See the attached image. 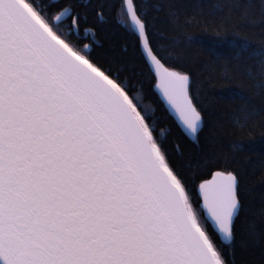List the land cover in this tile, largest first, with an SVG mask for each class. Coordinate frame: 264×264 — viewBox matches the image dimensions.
<instances>
[{
	"label": "snow or ice",
	"instance_id": "obj_1",
	"mask_svg": "<svg viewBox=\"0 0 264 264\" xmlns=\"http://www.w3.org/2000/svg\"><path fill=\"white\" fill-rule=\"evenodd\" d=\"M117 4L181 130L195 137L203 115L190 74L154 50L139 0L101 7ZM77 7L0 0V264H234L239 172L177 163L127 66L69 39L86 22ZM260 63L264 76V55Z\"/></svg>",
	"mask_w": 264,
	"mask_h": 264
},
{
	"label": "trees",
	"instance_id": "obj_2",
	"mask_svg": "<svg viewBox=\"0 0 264 264\" xmlns=\"http://www.w3.org/2000/svg\"><path fill=\"white\" fill-rule=\"evenodd\" d=\"M53 0H45L52 3ZM86 17L69 39L80 48L128 68L134 95L153 113L155 135L192 172L227 166L240 174L243 211L234 264H264V3L262 0H139L151 26L154 50L167 66L190 74L191 93L202 110L195 140L180 130L149 74L145 57L120 22L110 0H61ZM51 12L55 14L56 8ZM133 66H135L133 68ZM242 150L233 151V145Z\"/></svg>",
	"mask_w": 264,
	"mask_h": 264
},
{
	"label": "water",
	"instance_id": "obj_3",
	"mask_svg": "<svg viewBox=\"0 0 264 264\" xmlns=\"http://www.w3.org/2000/svg\"><path fill=\"white\" fill-rule=\"evenodd\" d=\"M75 32L77 31V30H74ZM145 60H146V62H147V58L145 57ZM147 64H148V62H147ZM148 66L150 67V65L148 64ZM157 84H158V81H157ZM157 90L159 91V93H160V96H161V99L163 100V102L165 103V105H166V107H167V109H168V111L170 112V114L172 115V117L174 118V120L176 121V123L178 124V126H179V128H180V130H181V127H180V121H179V118H178V115L175 113V111L171 108V106L168 104V102H167V100H166V98H164V96H163V93H162V91L157 87ZM182 131V130H181ZM184 134H185V136H187L188 138H189V136L184 132V131H182ZM196 137V136H195ZM195 137H192V138H189L190 140H195Z\"/></svg>",
	"mask_w": 264,
	"mask_h": 264
}]
</instances>
